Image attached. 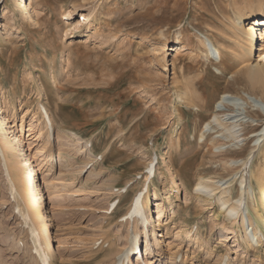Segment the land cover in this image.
Masks as SVG:
<instances>
[{"label": "rangeland", "instance_id": "374dc122", "mask_svg": "<svg viewBox=\"0 0 264 264\" xmlns=\"http://www.w3.org/2000/svg\"><path fill=\"white\" fill-rule=\"evenodd\" d=\"M249 2L258 3L34 0V20L27 24L13 0H0V25L10 29L5 40L0 37V115L1 105H11L8 114L15 121L11 129L22 138L21 149L34 169L57 264H111L109 256L114 259L124 251L136 225L127 215L122 223L121 217L135 192L145 186L144 172L152 156L157 157L156 176L145 195L153 212L149 216L153 253L145 251L143 237L142 259L135 257L130 264H264V245L247 249L241 239L235 240L225 213L194 192L200 176L232 178V194L239 196L242 165L223 162L245 159L257 139L252 135L264 127V114L256 110L250 115L258 125H245L243 143L214 141L218 133L210 130L208 140L201 142L199 137L222 94L261 95L249 86L234 56L232 24L238 9ZM67 10L76 12L71 24L62 19ZM90 11L101 21L99 26L75 27L81 14ZM179 31L184 33L183 42L172 50ZM202 36L221 49L220 61L206 55ZM191 81L192 94L201 95L198 106L179 102ZM41 105L51 117V140L37 139L41 121L34 113L40 115ZM32 121L34 130L29 131ZM71 131L93 139L91 153L65 145ZM47 141L63 157L57 158L54 170L36 153ZM219 144H225L224 150L217 152ZM7 163L0 155V264H40L9 199L3 173ZM157 190L164 209L154 239ZM118 198L121 202L109 212L110 202ZM137 234L144 232L139 228ZM172 253L181 257L171 261Z\"/></svg>", "mask_w": 264, "mask_h": 264}, {"label": "bare ground", "instance_id": "6f19581e", "mask_svg": "<svg viewBox=\"0 0 264 264\" xmlns=\"http://www.w3.org/2000/svg\"><path fill=\"white\" fill-rule=\"evenodd\" d=\"M256 1L258 2H256L257 4L252 2V5L249 2L250 4L246 5V3V6H243L244 8L241 7L242 9H238L239 11L236 14L237 18L234 19L232 25L235 28L234 33L236 35L235 62L241 67H239L240 73L242 72L249 86L253 90H260L261 95L258 96L253 92V94L246 93L244 97L228 93L222 94L217 103V109L213 117L206 123L204 129L200 131L201 133L199 137L201 142H204L207 139V131L210 130L218 133L213 139L214 141L226 140L233 144L243 143L244 140H246V138H244L245 125H248V122H251L253 126L258 125V123H255L258 119H255V117H252L253 115H250L253 113L251 111L258 110L259 112L260 110L262 114H264V29H262V27H264V0ZM13 6L20 11L25 23L29 24L30 21L34 20V14L36 12L34 0H13ZM92 11H90L91 14H81L82 18H79L75 27L84 26L86 29L97 28L101 21L93 19ZM75 15L76 12L74 10H67L62 14V19L67 20L69 24H71ZM248 17H252L253 19L245 24ZM13 18L10 19L11 22L14 23L16 20H12ZM2 26L0 25V37L2 36V39L5 40L4 35L10 32V29L6 24H3ZM258 30L260 31L259 37L257 34ZM183 37L184 33L179 31L172 50H177L179 48V45L183 42ZM199 40L203 47L206 48V55L208 57L216 58L219 61L222 59V51L216 46L213 40L207 36H202ZM258 42L259 47L257 48L256 46H258ZM7 46L8 50L12 49L9 47L10 45ZM176 46L177 48H175ZM194 88L195 84L192 83V81L191 83H188L187 90L189 91L184 90L182 92V98L179 99V102L185 101L198 106L197 99H201V95L194 96L192 94ZM187 92L190 93L188 94ZM9 106L7 104L1 105L0 148L2 151L0 152V155L8 162L9 173L11 171V185L17 190L22 201L27 205L30 219L34 222L38 231V235L36 234L38 240H41L42 243L46 245L50 258L49 263L57 264V256L52 244L50 230L44 219L45 214H47V208L43 203L39 184L35 183L34 169L31 164H29L30 159L25 157V153L21 149L23 140L15 133V129H11L15 126V121H10L8 114L10 111V109H8ZM176 110H178V108H176ZM179 113L180 112H178V114ZM258 114H260V112ZM34 115L37 117L36 121L39 119L41 121L39 123L40 131L38 132L37 139L46 137L47 140H51L49 131L47 129L44 130L48 125L43 121L42 115H38L37 112H35ZM49 118L51 119L50 114ZM36 121H32L30 125L32 127L29 128V131L34 130L33 124L36 123ZM4 124H6L8 128L4 127ZM20 127L24 129L23 118L21 119ZM7 129L9 130V133H12L9 137ZM77 133L71 131L70 136H68V134V137L65 139V145L76 146L77 151L80 153L87 151L91 153L93 139L81 137ZM253 136L257 139L253 144L254 147L245 159L223 162L224 165L227 166L242 165V168L238 173L241 186L239 196L234 197L232 194L234 184L232 178L218 180L212 177L200 176L194 186V192L197 193L203 201H211V204L218 206L221 211L225 213L227 217L226 219L232 224V226L227 228L229 233L233 235L235 240L241 239L247 249L252 246L264 245V127L261 131L253 134L252 137ZM224 145L225 144H219L218 146H215L217 152L223 151ZM8 152L10 154H8ZM36 153L44 157L43 161L46 162L45 164L49 170H54V164L57 162V158L60 160L63 158L60 153H56L55 148L52 144H49L48 141L42 143L40 147H37ZM258 156H260V161L258 162L256 169H254V162ZM36 193L38 195L37 197ZM159 195V191H155L157 218H154V228L151 233L154 239L158 238L156 236L155 226L161 220L164 209V204L158 200ZM144 200L148 208L147 194L145 195ZM43 209L44 211L42 212ZM148 211L149 216H152L153 212H150V208H148ZM122 223H124V221H122ZM234 225H237V227ZM138 231L139 227L136 225L134 230L135 234H137ZM143 232L145 234V251L149 249V253L152 255L153 243L149 227L144 229ZM161 247V244L157 243V249H161ZM159 254H162V252ZM119 255L115 256L114 259H110L112 257L109 256L110 258H108L107 263L116 264ZM169 257L171 258V261H175L181 256L178 253H172ZM141 259L142 258H139V260Z\"/></svg>", "mask_w": 264, "mask_h": 264}]
</instances>
